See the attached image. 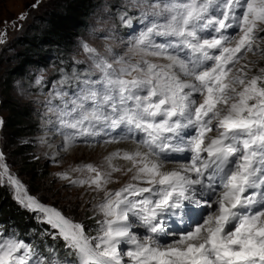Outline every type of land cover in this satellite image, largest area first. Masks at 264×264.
Masks as SVG:
<instances>
[{"label": "snow or ice", "instance_id": "1", "mask_svg": "<svg viewBox=\"0 0 264 264\" xmlns=\"http://www.w3.org/2000/svg\"><path fill=\"white\" fill-rule=\"evenodd\" d=\"M128 6L144 24L131 42L140 58L110 61L84 43L90 67L71 75L60 69L46 100L65 151L78 139L135 144L105 157L110 171L89 163L74 169L89 173L86 179L61 174L104 193L95 206L104 217L99 233L85 235L82 224L28 195L0 152V183L6 176L17 203L58 230L76 258L61 260L51 248L45 257L0 229V264H264V67L252 74L259 61L248 58L264 59V0H131ZM119 19L132 27L127 10ZM73 80L70 95L65 86ZM118 158L130 166L117 167ZM121 171L132 173V182L108 190L112 173ZM194 215L200 217L195 227L184 228Z\"/></svg>", "mask_w": 264, "mask_h": 264}, {"label": "rangeland", "instance_id": "2", "mask_svg": "<svg viewBox=\"0 0 264 264\" xmlns=\"http://www.w3.org/2000/svg\"><path fill=\"white\" fill-rule=\"evenodd\" d=\"M131 0H101L98 6L92 12L88 19L86 31L80 33V37L75 38L70 49L66 52H60L53 49L50 54L51 58L46 65H38L29 68L24 75H13L9 84L7 95L12 98L18 105L29 110L32 118L30 124L37 128V132L31 136L23 137L17 140V145H30L33 147V155L36 158L44 160L48 166L49 176L44 179V185L40 191L34 192L35 195L27 192L26 186L24 190L28 195L36 198L40 203L45 206L55 208L62 213L68 207L79 208L84 213V206H87L96 215L100 217V221L104 217L99 213L95 207L99 204L104 197V193L97 192L93 187L88 185L77 186L72 185L69 180L61 178V174L67 173L70 179H86L90 174L85 172H77L74 169L82 167L86 164H93L100 168L102 171H110L108 162L105 160L107 154L112 153L120 148H103V139L97 143L96 139H78L74 145L71 146L75 149L71 154L62 152L63 136L60 135L56 129L59 128V123L55 115L47 112L46 100L49 98V93L53 88V84L58 81L62 75L60 69H64L66 73L71 75L73 70L83 73L90 67L91 61L88 59V54L84 52L82 45L89 44L91 47L97 48L104 53L110 61L125 57L131 58L135 62L140 57L132 54L131 42L132 37L138 35L140 28L135 32L124 33L129 27H125L119 19V16L125 10L128 11L130 16H133V22L141 23L136 17H139V11L131 8ZM60 0H0V33L5 35V42L0 44V120H3V125L0 126V152L4 154L3 164L7 165L9 172L13 175L14 169L9 167L5 152L10 154L13 148V140L10 139L8 131L5 127L6 124V111L3 108L2 97L4 94V85L6 72L16 67L15 63L10 62L9 58L13 52H9L4 48L12 44L20 43L26 36H32L36 27H42L41 20L49 12L60 9ZM110 8V9H109ZM24 19H20L21 16ZM126 32V31H125ZM264 35V33H261ZM105 37H110L106 39ZM111 48V52H107L105 46ZM24 50V47H16V51ZM249 59L260 61L262 58L252 56L249 54ZM158 63H165L163 60L157 61L154 57H148ZM80 61L81 63H77ZM243 63V61H241ZM240 65H237L239 67ZM38 77H43L41 85L36 84ZM77 82L72 81V86H65L71 95L75 90L74 85ZM200 99V98H198ZM54 104L59 101H53ZM49 121H52L50 123ZM55 124V127L53 126ZM49 131V133L47 132ZM70 131V130H69ZM53 133V134H52ZM51 134V137H48ZM55 135V136H54ZM44 141H47L45 143ZM131 141L121 143H111L108 145H118L122 143H129ZM4 143L6 147H4ZM133 144V143H131ZM51 145V147H49ZM30 153V154H32ZM190 156V154H189ZM122 163H129L122 159H117ZM187 159L183 158L180 162H186ZM175 165V164H174ZM120 168L126 170L123 166ZM0 172L3 169L0 168ZM132 173L124 174V171L112 173L113 183L107 185L110 191H116L131 181ZM3 184L10 190V197L15 200V191L12 186L7 183V177H4ZM39 186V185H38ZM141 186H147L141 184ZM37 186H35V190ZM40 188V187H39ZM39 190V189H38ZM147 195V194H145ZM56 206V207H53ZM78 214H82L81 211ZM87 211V210H86ZM63 214V213H62ZM65 217L66 215L63 214ZM67 218V217H66ZM69 219V218H68ZM70 220V219H69ZM58 231V230H57ZM139 234H143V229H136ZM173 238H167L169 241ZM57 254L55 247H52ZM126 250V247H125ZM127 260V257H124Z\"/></svg>", "mask_w": 264, "mask_h": 264}, {"label": "trees", "instance_id": "3", "mask_svg": "<svg viewBox=\"0 0 264 264\" xmlns=\"http://www.w3.org/2000/svg\"><path fill=\"white\" fill-rule=\"evenodd\" d=\"M60 9L49 12L41 20L42 27H36L32 36H26L20 43H14L5 50L11 54L9 60L16 67L6 72L4 79V94L2 97L3 108L6 111L5 127L10 139L13 140V150L10 154L5 152L9 167L14 169L15 176L24 186L27 192L35 195L44 185V179L49 174L48 164L36 158L30 145H17L15 142L23 137L31 136L37 132V128L30 124L32 118L29 110L18 105L7 95L9 84L13 75H24L29 68L46 65L51 58L50 52L55 49L66 52L72 46L75 38L86 31L88 19L92 12L101 3V0H60ZM110 9V8H109ZM87 27V28H86ZM24 47L22 51H16V47ZM264 67V59H261L252 74H256L259 68ZM6 147V144L3 145ZM32 153V154H30ZM39 185V186H38ZM37 186V190H35ZM40 187V188H39ZM39 189V190H38ZM9 188L0 184V229L14 233L19 239L32 244L43 255L49 256V249L55 247L59 257L66 260L74 259L70 250H65V241L59 237L58 232L50 225L41 223L37 216L22 206L16 200H12ZM53 207H56L53 205ZM78 208L68 207L63 214L74 223L82 224L85 235L95 237L100 230V217L93 209L84 206V213L78 214ZM87 210V211H86Z\"/></svg>", "mask_w": 264, "mask_h": 264}, {"label": "bare ground", "instance_id": "4", "mask_svg": "<svg viewBox=\"0 0 264 264\" xmlns=\"http://www.w3.org/2000/svg\"><path fill=\"white\" fill-rule=\"evenodd\" d=\"M165 63H166V61H165ZM51 136H52L51 134H48V137H51ZM102 147L103 148H109V149L120 148V149L133 150L135 148V144H131V142H129V143H122V144H118V145H108L107 144V145H103ZM74 150L75 149H72L71 147H69L68 150L65 151L63 149V147H62V152H65L67 154H71L72 152H74ZM108 155H109V153L107 154V156ZM112 163L114 165H116L117 167H120V166L122 167L123 166L124 169H126L127 167L130 166L129 163H122V162H120L117 159L113 160ZM176 166H178V165L177 164H175V165L174 164L167 165V167H169V168L176 167ZM175 239H179V238H175ZM171 240L172 239H170L168 242H171Z\"/></svg>", "mask_w": 264, "mask_h": 264}]
</instances>
